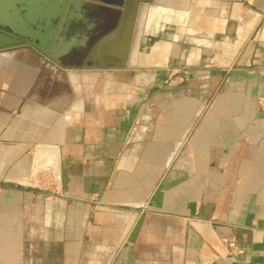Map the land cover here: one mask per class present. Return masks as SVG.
I'll list each match as a JSON object with an SVG mask.
<instances>
[{
    "label": "crops",
    "instance_id": "obj_1",
    "mask_svg": "<svg viewBox=\"0 0 264 264\" xmlns=\"http://www.w3.org/2000/svg\"><path fill=\"white\" fill-rule=\"evenodd\" d=\"M61 1L0 0V29ZM138 19L126 68L0 50V264H264V0Z\"/></svg>",
    "mask_w": 264,
    "mask_h": 264
},
{
    "label": "water",
    "instance_id": "obj_2",
    "mask_svg": "<svg viewBox=\"0 0 264 264\" xmlns=\"http://www.w3.org/2000/svg\"><path fill=\"white\" fill-rule=\"evenodd\" d=\"M126 1L124 0L121 8V17L117 24V26L102 37L100 41L94 45V47L90 50L88 53V56L85 60V67H88V62H92V68H115V69H121L127 67V59L130 54V48L131 44L129 42L128 45V52L126 54V60L125 64L122 66H113V65H99L95 63L94 61H91V56L93 52L95 51L96 47L99 45V43L102 40H105L109 36V34L113 33L118 26L120 25V22L123 19L124 16V8L126 7ZM138 4L136 5L135 12L133 15V21L136 22L138 19V14L140 11V8L146 4V0H138ZM71 0H63L60 4V8L57 7H49L46 14L43 15V18L41 19V22L44 23V33L38 34L34 29H29V35H26L28 37L25 38L24 33H22L20 30L10 29V30H4L0 29V50L8 49L16 46H21L24 44H29L30 46L34 47L35 49L39 50L42 54L46 55L50 60L55 62L56 64L60 65L61 61L60 58L63 56H67L69 53L73 52L76 48L79 46L85 47L86 42L88 41V36H80L79 34H75L72 36H67L66 33L69 30L70 23H68V20H71L72 17L76 16L78 18H81V11L80 6H76L74 10L69 11L68 10V4H70ZM67 14L70 15L69 18H67ZM53 20L57 21V24L53 23ZM36 20L33 21V25L35 24ZM40 31V29H39ZM40 36L43 39V42L41 44L35 42V36ZM130 41V40H129Z\"/></svg>",
    "mask_w": 264,
    "mask_h": 264
},
{
    "label": "bare ground",
    "instance_id": "obj_3",
    "mask_svg": "<svg viewBox=\"0 0 264 264\" xmlns=\"http://www.w3.org/2000/svg\"><path fill=\"white\" fill-rule=\"evenodd\" d=\"M138 2V0L126 1V7L124 8V16L122 21L120 22V25L113 33L109 34V36L105 38V40H102L99 43V45L96 47L95 51L91 56V61H94L99 65L122 66L123 64H125L126 54L128 52V45L130 42V54L126 62L128 67L129 59L131 56L132 44L136 35L138 19L136 22H134L133 15ZM247 29H249V27Z\"/></svg>",
    "mask_w": 264,
    "mask_h": 264
},
{
    "label": "flooded vegetation",
    "instance_id": "obj_4",
    "mask_svg": "<svg viewBox=\"0 0 264 264\" xmlns=\"http://www.w3.org/2000/svg\"><path fill=\"white\" fill-rule=\"evenodd\" d=\"M123 2L124 0L122 2L117 0H71L70 4L67 5L68 10L71 11L74 10L77 5L80 6L81 18L74 16L71 20H68V23L74 24V27H76V25L80 26L81 28L77 29V31L79 32L82 30L80 33H85L88 36V41L85 47L79 46L77 51L73 53L75 57H70L68 59L67 57H62V60H64V62H71L76 60L82 52H85L93 39L101 32L99 29L100 27L94 22L100 17L101 21H104L103 23L111 22L117 15L113 14L114 10L121 13ZM69 17L70 15L67 14V18ZM73 32L72 28L69 27L66 35L68 34L67 36H69V34H73Z\"/></svg>",
    "mask_w": 264,
    "mask_h": 264
},
{
    "label": "rangeland",
    "instance_id": "obj_5",
    "mask_svg": "<svg viewBox=\"0 0 264 264\" xmlns=\"http://www.w3.org/2000/svg\"><path fill=\"white\" fill-rule=\"evenodd\" d=\"M117 1H120L122 2L123 0H117ZM147 2H149V0H147ZM163 4V3H162ZM150 9V8H149ZM151 10H148V18H152L150 15H151ZM153 11H155V15L158 14L159 10L158 9H154ZM165 11V10H164ZM113 14H117L116 15V18H114L111 22H108V23H103L104 21H101V17L98 18L94 23H97V25L100 27L99 29L101 30V32L98 34V36L93 39V41L91 42L89 48H87V50L85 52H82V54H80V56H78L76 58V60H74L72 63L74 64V68L75 69H79V70H84V69H97V68H92V65H96V64H93L92 62H88V67H85V60L88 56V53L90 52V50L94 47V45H96V43L98 41H100L102 39V37H104L105 35H107L108 33H110L111 31H113V29L117 26L119 20H120V17H121V13L117 12L114 10V13ZM139 20V19H138ZM149 20V19H148ZM53 23L54 24H57V21L53 20ZM74 24H71L70 28H72V31L73 34H69V36H72V35H75V34H79L80 36H87L85 33H80L81 31H77V29H80L81 27L80 26H77L74 27L73 26ZM68 33V32H67ZM68 35V34H67ZM100 69H110V67H106V68H100ZM55 178L52 177L51 179H47L45 180V187L44 189H40L41 191L43 192H46L47 195H51L53 193H56V194H61V192L57 191L56 189V185H55ZM34 190H39L38 188H34ZM55 194V195H56Z\"/></svg>",
    "mask_w": 264,
    "mask_h": 264
},
{
    "label": "built area",
    "instance_id": "obj_6",
    "mask_svg": "<svg viewBox=\"0 0 264 264\" xmlns=\"http://www.w3.org/2000/svg\"><path fill=\"white\" fill-rule=\"evenodd\" d=\"M225 257L232 259L243 253V251L238 247L237 242L234 239L223 240ZM264 256V254H263Z\"/></svg>",
    "mask_w": 264,
    "mask_h": 264
}]
</instances>
